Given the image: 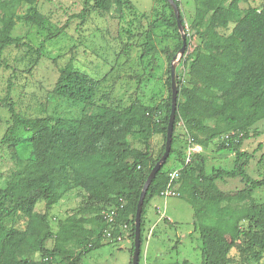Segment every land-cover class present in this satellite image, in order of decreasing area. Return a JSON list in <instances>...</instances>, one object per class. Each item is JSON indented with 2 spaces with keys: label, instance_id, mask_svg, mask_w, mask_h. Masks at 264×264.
I'll use <instances>...</instances> for the list:
<instances>
[{
  "label": "trees",
  "instance_id": "16d2710c",
  "mask_svg": "<svg viewBox=\"0 0 264 264\" xmlns=\"http://www.w3.org/2000/svg\"><path fill=\"white\" fill-rule=\"evenodd\" d=\"M3 1L0 3V69L5 65L4 52L10 46L38 54L41 51V46L11 35L20 6L27 3L32 11L37 0ZM156 1L170 10L171 17L165 23L174 28L179 39L176 49L166 52L168 95L158 104L102 103L94 111L86 112L84 107L93 101L100 78L75 68L71 61L59 69L52 95L83 104L78 116L24 117L7 97L0 101L10 114L0 145L17 151L21 142L27 141L28 145L30 142L28 157L19 159L5 186L0 187V264H80L93 248L111 243L103 235L109 224L101 211L118 206L119 199L124 201V206L116 223L128 224L131 264L136 204L151 168L164 151L171 107L170 64L182 45L172 6L168 0ZM192 1L195 14L191 29L200 41L186 57L188 83L181 84L175 73L173 131L176 119L180 118L193 143L205 145L219 138L220 148L231 150L235 156L231 169L214 167L207 171L201 152H193L186 164L185 153H179L178 168H181L175 181L179 195L174 197L184 200L193 210L194 231L201 240V264H264V202H257L252 196L255 189L264 186V176L253 178L247 172L253 154L242 149L243 141L252 135L251 128L264 119V6H249L239 14L238 4L243 0ZM174 2L180 9V1ZM89 3L106 12L115 7L120 18L124 9L132 7L129 0H85L82 10L73 16L84 18ZM27 19L34 21L33 15ZM229 22L234 23L229 32L221 33L220 29L227 28ZM60 31L61 28L48 34L46 39L59 35ZM150 32H146V52L155 47ZM189 40L190 35L186 42ZM231 132L235 135L225 140L224 136ZM155 134L162 137L156 154L151 138ZM173 140L166 161L144 197L138 264L145 208L166 187L167 173L177 169L165 170L170 154L175 151ZM226 177H240L244 187L232 193L223 191L218 181ZM73 189L87 198L89 208L84 210L89 209L90 213L87 217L69 215L59 220L57 230L53 231L49 211ZM39 201L44 203L41 212L36 209ZM20 219L23 224L16 225ZM244 222L246 227H242ZM224 223L229 238L224 235ZM48 240L54 241L50 248ZM22 247L24 252L18 256ZM233 247L237 248V256L231 254ZM35 254L39 255L38 260Z\"/></svg>",
  "mask_w": 264,
  "mask_h": 264
},
{
  "label": "rangeland",
  "instance_id": "374dc122",
  "mask_svg": "<svg viewBox=\"0 0 264 264\" xmlns=\"http://www.w3.org/2000/svg\"><path fill=\"white\" fill-rule=\"evenodd\" d=\"M129 1L133 8L124 9L122 18L114 11L115 7L106 12L96 9L92 3L87 5L84 18L74 17V14L82 10L85 0H37L32 11L27 3L22 4L11 35L22 37L36 47L41 46V51L38 54L14 46L5 50V65L0 69V101L7 97L24 117L78 116L83 104L56 99L52 95L59 69L70 61L75 68L94 78H100L93 101L84 107L86 112L94 111L102 103L127 106L133 101H139L154 106L164 100L168 95L165 83L168 69L166 52L174 51L179 44L174 28L165 23V19L171 17L170 10L163 8L156 0ZM179 1L182 33L186 38L190 35V40L186 42L182 54L179 52L180 47L175 51L174 65L181 84L185 85L190 78L186 71V57L200 40L191 29L195 14L194 2ZM3 2L0 0V3ZM248 4L262 8L264 0H251ZM32 15L34 21L30 22L27 18ZM59 28V35L46 39L48 34L56 33ZM230 28L228 25L227 28L220 29V32L227 34ZM148 30L151 31L150 39L155 47L146 52L144 43L148 42ZM179 34L181 36L180 31ZM9 117L7 107L0 103V138L8 125ZM251 132L252 135L243 141L242 149L253 154L247 172L253 178H261L264 176V119L258 121ZM173 135L175 151L170 154L165 170H169L174 165L173 162L180 160L179 153L186 155L189 145H196L180 118L176 119ZM151 138L156 154L162 144V137L155 134ZM25 142L19 144L17 151L0 145V187L5 186L19 159L28 157L30 142L29 145ZM219 142L218 138L201 145L204 148L201 153L207 171L214 167L231 169L234 165V152L221 149ZM133 143L139 145L138 142ZM218 184L223 191L231 193L244 187L240 177L219 179ZM252 196L257 202H264V186L255 189ZM88 202L76 189L67 192L49 211L53 231L57 230L58 221L69 215L87 217L90 211L84 208L88 207ZM36 209L43 211L44 203L39 201ZM167 211L166 219L172 221V224H165L164 229L156 230L147 245L143 238L140 264H172L183 261L201 264V240L194 231L192 208L181 198L173 196L167 198ZM22 224V219L16 222V225ZM242 224V227H246L245 222ZM223 232L229 238L225 223ZM53 244V240H48L49 248ZM130 247L120 241L93 248L82 257L80 264H128ZM23 252L22 247L18 256ZM231 254L237 256V248L233 247ZM34 258L38 260L39 255L35 254Z\"/></svg>",
  "mask_w": 264,
  "mask_h": 264
},
{
  "label": "water",
  "instance_id": "95a60500",
  "mask_svg": "<svg viewBox=\"0 0 264 264\" xmlns=\"http://www.w3.org/2000/svg\"><path fill=\"white\" fill-rule=\"evenodd\" d=\"M170 5L173 8L176 23L178 30L181 32V39H182V45L180 47L179 52L182 54L185 50L186 47V37L182 33L183 26L182 22L179 16V10L178 6L175 4L174 0H168ZM174 59L171 60L170 64V76H171V83H170V88H171V107H170V112L168 116V122H167V128H166V137H165V146H164V151L161 155V157L155 162L153 167L151 168L139 195L137 204H136V210H135V215H134V238H133V252H132V257H131V264H138V259H139V253H140V232H141V211H142V205L144 201V197L146 194V191L156 176V173L160 170L161 166L164 164L166 161L170 149H171V144H172V135H173V128H174V120H175V112H176V97H177V87H176V81H175V65H174Z\"/></svg>",
  "mask_w": 264,
  "mask_h": 264
},
{
  "label": "built area",
  "instance_id": "2783aa9c",
  "mask_svg": "<svg viewBox=\"0 0 264 264\" xmlns=\"http://www.w3.org/2000/svg\"><path fill=\"white\" fill-rule=\"evenodd\" d=\"M235 133L231 132L229 134H226L224 136L225 140H228L230 137L234 136ZM241 135V134H240ZM237 138V137H235ZM191 139H189V142ZM195 149H193V145H189L186 155L184 157V163H189L191 161V155ZM181 168V167H180ZM173 169L167 173L168 176V182L166 187L160 192L159 196L161 197H173L178 196L179 193L175 187V181L177 180L179 176V169ZM120 200V204L118 206H114L108 209H104L101 211V214L103 218L106 220V222L109 224V226L104 230L103 235L106 241L108 242H120L123 240L125 233L128 230V224L126 222L116 223L117 217L119 215V211L124 206V201L122 199Z\"/></svg>",
  "mask_w": 264,
  "mask_h": 264
},
{
  "label": "crops",
  "instance_id": "0c3cea01",
  "mask_svg": "<svg viewBox=\"0 0 264 264\" xmlns=\"http://www.w3.org/2000/svg\"><path fill=\"white\" fill-rule=\"evenodd\" d=\"M249 2H251V0H243L239 2L238 4L239 14H242V12L246 8H248L249 6H252L248 4ZM233 24H234L233 22H229V26L232 27ZM193 149H195L196 152H203L204 148L201 145L196 144V145H193ZM173 163H174L173 165L174 167L172 166L171 169L179 167L178 162L175 161ZM167 198H164L161 196H155L148 202L145 208L144 220H143V226H144L143 227V238H145L146 245L148 244L150 239L153 237L156 230L158 231V230L164 229L163 225L165 224H168V225L172 224V221H168L166 219L167 214H168ZM161 199L162 201H160ZM192 222H194V220ZM192 232L190 231V233ZM121 242H125L126 244L131 246V238L128 236V232L125 233L124 238ZM109 244H116V243H109ZM128 264H129V261H128Z\"/></svg>",
  "mask_w": 264,
  "mask_h": 264
},
{
  "label": "bare ground",
  "instance_id": "6f19581e",
  "mask_svg": "<svg viewBox=\"0 0 264 264\" xmlns=\"http://www.w3.org/2000/svg\"><path fill=\"white\" fill-rule=\"evenodd\" d=\"M111 243H117V242H111Z\"/></svg>",
  "mask_w": 264,
  "mask_h": 264
}]
</instances>
